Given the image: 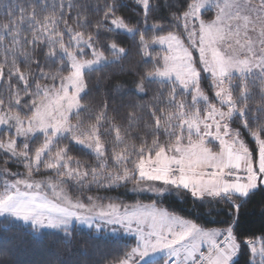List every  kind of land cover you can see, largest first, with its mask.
<instances>
[{"label": "rangeland", "instance_id": "1", "mask_svg": "<svg viewBox=\"0 0 264 264\" xmlns=\"http://www.w3.org/2000/svg\"><path fill=\"white\" fill-rule=\"evenodd\" d=\"M63 1L50 0L59 6ZM130 1L144 14L150 8V0ZM36 2L40 0L29 2L21 23L0 20V154L25 171L0 182V222L37 233L77 228L134 238L135 248L119 264L158 259L163 264L190 263L202 253L208 264L235 262L240 245L231 228L219 237L229 245L219 250L220 229H202L148 204L71 201L68 189L72 187L76 198L94 185L119 187L132 181L130 186L137 193L163 195L180 188L202 199L245 198L264 187V139L251 137L252 151L239 130L247 110L241 104L247 96L241 87L264 72V0H191L186 11L175 17L177 31L144 25L138 44L143 58L156 65L146 79L156 84L161 96L156 118L159 142L153 139L144 146L132 174L121 178L116 169L124 162L123 154L118 150L110 151L108 157L105 154L107 128L101 123L85 126L76 115L85 92L84 74L115 61L124 51L109 45L113 56H105L93 39L60 23L59 16H37L29 9ZM147 27L153 30L149 36ZM110 28L127 35L137 33L117 18L110 21ZM21 29L31 33V42L44 39L51 53L66 62L68 73L54 85L35 84L30 89L24 75L6 70L13 68L11 56L26 43ZM143 88L137 89L140 95L145 94ZM71 144L90 153L92 161L85 162L90 157L80 152L68 156ZM104 171L112 179L102 183ZM250 175L256 177L254 189L247 188ZM244 244L251 263L264 264V239Z\"/></svg>", "mask_w": 264, "mask_h": 264}, {"label": "trees", "instance_id": "2", "mask_svg": "<svg viewBox=\"0 0 264 264\" xmlns=\"http://www.w3.org/2000/svg\"><path fill=\"white\" fill-rule=\"evenodd\" d=\"M65 1H69V4ZM29 2L32 0H0V20L12 19L21 23ZM63 2L59 6V2L52 4L50 0H40L30 5L29 9H34L37 16H44L45 19L59 16L60 23L70 26L84 38L93 39L98 51L109 58L113 56L108 51L109 45L124 51L115 61L84 74L85 92L80 98L81 109L76 119H82L85 126L101 123L104 129L107 128V133H103L106 139L105 154L108 157L110 151L112 154L116 150L122 153L120 158L124 162L116 169L119 170L117 177L131 175L133 164L138 157H142L144 146H149L153 139L159 142L156 118L161 111L158 103L161 96L156 90L158 87L146 79L156 65L143 58L138 44L139 32L144 25L160 26L168 32L177 31L175 17L186 11L191 0H150L146 14L130 0ZM114 18L120 19L127 28L136 29L137 33L127 35L112 30L110 21ZM146 30L149 36L152 28L147 27ZM20 33L24 35L26 43L19 48V53L11 56L13 68H6L8 72L24 75L31 84L30 89L35 84L54 85L57 79L68 73L66 62L51 53L44 39L31 42V33L25 29H21ZM10 79L15 80L12 77ZM140 85L144 86V95L137 92ZM241 88L247 95L241 104L247 110L241 120L243 127L239 130L243 141L253 151L254 144L250 138L256 136L264 139V72L261 76L247 79ZM27 101L26 98L22 99L24 104ZM68 146V156L69 153L77 156L76 153L80 152L85 158L90 157L85 162L92 161L90 153H82L84 150L74 144ZM5 157L0 154V173L6 174L0 176V182L16 175L19 177L25 172L22 165L11 163ZM102 175V183L112 179L106 171ZM130 183L132 181L119 187L106 188L103 184L94 185L83 190L76 198L74 196L78 194L72 187L68 190L71 201L86 202V199H93L109 204H148L191 221L202 229L231 228L240 245L239 256L232 264H252L244 243L264 239V187L250 192L245 198L232 196L199 199L180 188L163 195L137 193ZM135 246L136 240L129 236L97 235L77 228L66 233H37L19 224L0 222V264H119ZM145 264H163V260Z\"/></svg>", "mask_w": 264, "mask_h": 264}, {"label": "crops", "instance_id": "3", "mask_svg": "<svg viewBox=\"0 0 264 264\" xmlns=\"http://www.w3.org/2000/svg\"><path fill=\"white\" fill-rule=\"evenodd\" d=\"M225 230L224 229H220V233L221 234H217V237H216V242H217V246H218V244H219V242H220V238L222 237V236H224L225 235ZM220 237V238H219ZM229 244L227 243V245L225 246V245H223L222 246V248H219V250H224V248L225 247H227ZM203 254V253H202ZM205 255V254H204ZM191 261H193V260H191ZM206 261H208V259L206 258ZM171 262H173V264H187V263H185V262H179V263H177V262H174V261H170L169 263H171ZM168 263V264H169ZM207 264H208V262H206Z\"/></svg>", "mask_w": 264, "mask_h": 264}, {"label": "built area", "instance_id": "4", "mask_svg": "<svg viewBox=\"0 0 264 264\" xmlns=\"http://www.w3.org/2000/svg\"><path fill=\"white\" fill-rule=\"evenodd\" d=\"M172 177L173 176H175V173H172V175H171ZM171 177V178H172ZM224 244L221 242V240H220V242H219V244H218V247L219 248H222V246H223ZM202 255L203 254H201L196 260H194V261H192V262H190V263H187V264H206L205 263V259H203L202 258ZM201 258V259H200ZM169 264H173V262H171V263H169Z\"/></svg>", "mask_w": 264, "mask_h": 264}, {"label": "snow or ice", "instance_id": "5", "mask_svg": "<svg viewBox=\"0 0 264 264\" xmlns=\"http://www.w3.org/2000/svg\"><path fill=\"white\" fill-rule=\"evenodd\" d=\"M261 168H262V170H264V163H262ZM250 171H251V170H250ZM257 186H258V184H257V182H256V177L250 175V176H249V184L247 185V188H253V189H254V188L257 187Z\"/></svg>", "mask_w": 264, "mask_h": 264}]
</instances>
